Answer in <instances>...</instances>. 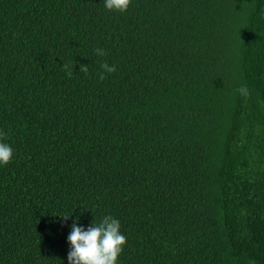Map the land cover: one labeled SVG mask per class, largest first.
<instances>
[{
  "label": "trees",
  "instance_id": "1",
  "mask_svg": "<svg viewBox=\"0 0 264 264\" xmlns=\"http://www.w3.org/2000/svg\"><path fill=\"white\" fill-rule=\"evenodd\" d=\"M0 129V264L107 214L118 264H264V0H0Z\"/></svg>",
  "mask_w": 264,
  "mask_h": 264
},
{
  "label": "clouds",
  "instance_id": "2",
  "mask_svg": "<svg viewBox=\"0 0 264 264\" xmlns=\"http://www.w3.org/2000/svg\"><path fill=\"white\" fill-rule=\"evenodd\" d=\"M132 0H103V7L109 12L125 13ZM95 54L103 57L106 52L103 48H95ZM66 74L71 77L73 72L69 65H64ZM97 78L105 79L106 74L116 71L115 65L107 62L100 63ZM79 71L87 74V65L80 66ZM242 97L249 95L246 86L237 89ZM8 133L0 129V167L7 165L13 159V147L7 142ZM61 217V226L69 219L70 215ZM79 217L73 219L68 225L70 231L66 237L68 244L67 264H118V258L126 243V236L120 231L121 222L111 214L103 215L98 221L92 220L87 227L78 223Z\"/></svg>",
  "mask_w": 264,
  "mask_h": 264
}]
</instances>
